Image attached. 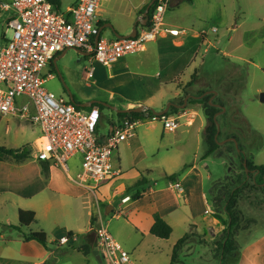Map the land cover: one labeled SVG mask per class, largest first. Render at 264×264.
Here are the masks:
<instances>
[{
    "label": "rangeland",
    "instance_id": "rangeland-1",
    "mask_svg": "<svg viewBox=\"0 0 264 264\" xmlns=\"http://www.w3.org/2000/svg\"><path fill=\"white\" fill-rule=\"evenodd\" d=\"M76 1L61 0V10ZM139 1L108 0L102 5L99 19L126 33L137 22L139 10L135 6ZM194 2L195 6L182 5L180 9L170 6L165 16L167 20L171 13L177 16V21L195 24L205 30L208 37L197 57L195 80L190 84L193 77L190 70L172 79L174 85L161 83L159 74L164 77L176 68L174 56L178 49L175 47L167 51L168 56L164 59L158 55L147 56L145 51L128 54L116 62L114 68L96 61L93 64L95 75L90 79L86 69L92 63L76 49H68L58 58L54 68L48 66L53 77L43 86L58 97L69 100L66 85L79 102L97 99L127 108L130 101L145 100L158 111L174 102L185 105L172 114L181 115V126L169 131L163 129L160 122L144 120L139 123L135 136L119 146L123 174L101 184L95 190L96 194L69 181L63 167L54 164L51 177L38 173L36 168L21 178L14 167L12 173L6 171L0 175V264H88L87 259L90 264H101L93 253L86 256L60 242L68 231L85 233L92 217L96 225L102 218L109 233L130 251L136 264H170L165 251L154 252L158 246L165 249L166 244L159 243L157 239L160 237L146 230V210L139 206V211L135 212L140 203L135 202L127 188L136 182L144 168H149L152 172L149 177L161 185L166 180L161 172H179V166L184 163H198L207 201L196 193L192 202L194 217L187 212L185 223L174 229L173 239L179 240L188 234L177 264H258L246 250L254 239L264 234L262 192L247 187L239 194L241 228L236 234L238 250L234 253L223 252L219 244L223 230H212L208 219L219 218L223 226L229 221L225 202L230 192L242 184L241 152L255 164H264V102L260 100V94L264 93V0ZM10 14L0 9V42L4 41ZM213 27L217 30L213 31ZM102 35L112 37L114 34L110 27H106ZM6 36L9 38L11 33ZM210 89L217 92L212 101L224 106L225 111L220 110L218 114L220 147L204 158L207 147L203 132L207 120L203 107L200 103H190L191 96L184 103L188 95H200L201 91ZM116 113L111 108L104 109L103 131L109 129V120L118 117ZM184 121L194 125H182ZM198 126L202 127L201 132L197 131ZM40 135V128L27 120L0 114V145L10 148L30 145L31 158L36 159L38 140L35 138ZM229 137H235L238 143L227 141ZM115 163L119 165L117 159ZM67 164L76 177L81 169V155ZM26 165V168L31 167L28 161ZM26 168L23 166L21 172ZM33 190L39 191L34 197L30 193ZM108 206L112 207L106 213ZM20 208L34 210L36 220L28 226L21 225ZM41 230L47 233V245L25 240V234ZM53 239L58 240L51 241ZM133 245H139L138 251ZM103 262L109 264L105 259Z\"/></svg>",
    "mask_w": 264,
    "mask_h": 264
},
{
    "label": "built area",
    "instance_id": "built-area-1",
    "mask_svg": "<svg viewBox=\"0 0 264 264\" xmlns=\"http://www.w3.org/2000/svg\"><path fill=\"white\" fill-rule=\"evenodd\" d=\"M106 1L77 0L65 10L51 0L0 3L1 10L11 13L4 41L0 42V114L38 126L41 135L35 158L63 167L73 182L94 194L101 184L121 175V168L114 166L115 156L119 146L134 137L139 123L160 122L164 129L175 131L181 118L146 110L139 118L111 119L109 129L103 131L98 105L81 107L44 88V83L53 77L48 66L68 49H76L89 58L92 65L86 69V75L90 79L96 71L94 62L112 67L122 57L144 51L148 43L160 37L181 33L170 28L165 20L172 0H155L146 23H138L136 35L118 37L114 33L112 37H103L99 14ZM150 1L143 0V4ZM216 30L214 27L213 31ZM77 155H81V169L74 177L67 163ZM176 187L181 189L179 183ZM98 222L97 249L103 260L109 264H136L130 251L109 233L102 218ZM78 240L79 235L73 233L64 235L60 242L68 245Z\"/></svg>",
    "mask_w": 264,
    "mask_h": 264
},
{
    "label": "crops",
    "instance_id": "crops-1",
    "mask_svg": "<svg viewBox=\"0 0 264 264\" xmlns=\"http://www.w3.org/2000/svg\"><path fill=\"white\" fill-rule=\"evenodd\" d=\"M182 5H184V6L187 5L188 7H192V6H195L196 4H195L194 0H172L171 8L176 6V7H178V9H180ZM135 7L138 8V10H139L138 15H137V22L142 23L143 22L142 21L143 20L142 15L145 11V10L143 11V8L145 7V5L143 4V0H140L139 3ZM179 13H180V11H179ZM176 17L177 16H173L170 13V15H168V19L166 20V23L170 28L179 29L181 31V33L179 35L167 34L164 37H160L159 39L151 42V45L146 46V49L144 50L145 54L147 56L158 55L161 57V59H164V57L168 56L167 51L172 50L171 47H175L178 49L176 52V55L174 56V60H175L176 64L178 65V67L176 65V68L174 69V71L170 74H165L164 77H162V74L160 73V71L158 72V73H160L159 77L161 79V83L165 84V85H172V84L174 85V83L172 82V79H174L175 77H177L181 74L185 75V72L188 70H190V72H189L190 76L194 75L195 70L198 67L197 57L200 53V49L208 39V37L205 33V30L200 29L195 24L186 23V22H183L180 20L177 21ZM102 22H104V23L101 25V28H103V27L106 28L105 26L107 25V23L105 22V20ZM136 23H135V25H136ZM134 26H133V28H134ZM133 28H131L126 33H124L123 31H118L115 27H114V30H112V31H113V34L116 32L120 35H128L131 32H133ZM209 44H211V43H209ZM63 54L64 53H62L61 56ZM61 56H58L56 58V60H58V58H60ZM115 64H117V63H115ZM115 64L112 66V68H114ZM126 105H127L126 106L127 108H132V106L137 107L139 105H146L150 108H151V106H153L152 104H150L149 102H147L145 100L130 101ZM163 109L164 108L162 106L161 110H163ZM188 124H190V125H188ZM182 125L193 126L194 123L184 121V122H182ZM180 126H181V124H180ZM163 129H164V127H163ZM197 131L201 132L202 127L198 126ZM37 140H38V137L35 138V141H37ZM203 141H204V139H203ZM127 144L129 145V142ZM116 159L118 160V163H119L118 166H116V163H115ZM120 160H121L120 159V150L118 149V152H117L115 159H114V166L119 167L122 170V167L120 166ZM27 161L31 164V167L26 168L28 165L25 166V162H27ZM13 163L20 164V165L15 166V165H13ZM37 164H39V165H37ZM186 164L187 163H184V165H186ZM50 165L51 166H50L49 175L51 177V175L53 174L52 170L55 167H53L52 164H50ZM184 165L179 166L180 168L177 171L180 172L183 169ZM23 166L26 169L23 172H21L20 169H22ZM13 167H14V169H17L16 171H19L18 175H20L21 178L26 177L27 173H30V172L36 170V168H37L38 173L39 172L44 173L41 163H39V162L37 163V160L34 158L33 159L28 158V159H25L23 161H16L14 159L0 160V175L6 173V171H8L9 173H12ZM146 171H151V170L149 168H144L143 172L142 171L139 172L140 175H139V178L137 180H139L141 178L142 174ZM200 171L201 170L199 169L198 163L192 164L191 167H188L182 173L183 175L181 174L182 177H180L181 176L180 175L175 181H173V180L166 178V175H171L174 173L173 172L169 173V172L164 170L163 172H161V174L163 175V177L166 180L161 185L157 182V180L152 179L151 177H149V175H147V178L151 181L150 185H148L145 194L143 195V197L140 200L134 199L135 202L140 203L138 205L137 209L135 210V212L139 211V206H140V208H143L144 210H146V215L148 216L147 217L148 225H147L146 230H148V232H150L151 226L154 222L153 215L155 212H159L161 214V216L173 227V232L169 238L157 239L159 243H165L166 244L165 249H163L161 246H158L156 248V250H154V252H156V253H162L165 251L166 252V258L170 261V264H171L173 247L176 244V242L178 241V240L172 238L175 227L179 226L182 222L185 223L184 216L187 215V212L190 213L191 218L194 217V215L192 214V212H193L192 202L194 199H196V197H195L196 193H199L201 195V198H203V199H205V201H207V196H206L205 192L202 191L203 190V184H202V179H201L202 174ZM65 173H66L68 180L73 182L70 179L68 171L65 170ZM175 173H178V172H175ZM121 174H123V171ZM176 183H179L181 185V189L176 187ZM79 186L81 187V189L86 190V188L84 186H82V185H79ZM38 192L39 191H37V190L30 191V193L33 195V197L36 196L38 194ZM36 215H37V213H36ZM35 220H36V218H35ZM220 222L221 221L219 218L212 217V218L208 219V226L211 227L212 230L216 229L217 231H221V230H223V228L225 226L221 225ZM191 225H192V223H191ZM195 226H196V224L194 225V227ZM91 229H92V223L86 231H89ZM212 234L216 235V232H212ZM55 240H58V239H53L51 241H55ZM132 247H133V249H135V251H138L139 245H137V247L135 245H133ZM263 252H264V234L257 237L256 239H254L249 244V246H247V250H246V253L248 254V256L251 259L257 261L258 264H262V262L264 261V253ZM262 253H263V256H262ZM87 263L90 264L89 259H87Z\"/></svg>",
    "mask_w": 264,
    "mask_h": 264
},
{
    "label": "trees",
    "instance_id": "trees-1",
    "mask_svg": "<svg viewBox=\"0 0 264 264\" xmlns=\"http://www.w3.org/2000/svg\"><path fill=\"white\" fill-rule=\"evenodd\" d=\"M57 7L61 6V0H51ZM148 5V4H147ZM147 5L143 8V11L146 9ZM153 6L150 8V12L152 11ZM104 22L101 21L100 25ZM50 66L54 68V61L51 62ZM195 75V74H194ZM192 75L190 84L193 80H195V76ZM205 91H201L200 95ZM212 94H207L203 97V101L191 99L190 103L196 102L200 103L203 107L204 114L206 116L207 124L203 132L204 143L207 147L206 152L204 154V158L208 157L214 151H216L220 147V143L216 140L217 134V122L215 115L221 110L219 107L214 106L210 103V97ZM76 99V98H75ZM77 101V99H76ZM215 102V101H213ZM79 103V101H77ZM94 105H98L103 112L104 109H109L103 104L95 103ZM179 108L177 106L172 105L168 114H173L177 112ZM114 111V110H113ZM154 109H148L150 114H153ZM119 118H130L135 119L139 118L144 114V112H117L116 113ZM219 121V117H217ZM111 122V120H109ZM220 135V134H219ZM32 157V146L26 145L24 147L18 148H10L4 145H0V160H9L14 159L16 161H23L25 159ZM247 161V167H245L244 161ZM241 160V169L243 170L242 184L236 187L232 192H230L226 202H225V212L228 215L229 221L224 223L223 229V238L219 242L221 249L224 253H234L238 250V245L236 242V234L238 230L241 228V210L238 208L239 203V194L242 189L250 187L251 189L262 192L264 194V164H255L251 159H249L242 152L240 153ZM45 174L49 175L50 171V163L46 161L40 162ZM192 164L184 165L183 169L171 175H166V178L175 181L188 167H191ZM248 168V171L246 169ZM151 171H146L142 174L141 178L137 180L132 186L127 188V192L130 193L135 200H139L145 194L148 185H150V180L147 178V175H150ZM19 221L21 225H30L35 221L36 212L31 209H22L20 208L18 211ZM154 222L151 226L150 232L157 237L160 238H169L173 232V227L161 216L159 212H155ZM92 229L86 231L83 234L79 235V240L68 244V246L72 249H77L82 252L84 255L88 256L93 253L94 250L98 248V235L95 230V218L92 217ZM75 233L74 231H68L67 235H72ZM188 234L182 236L174 245L171 264H177L179 261V252L183 248V244L186 241ZM26 240H36L44 245H47L48 236L45 231H31L24 235ZM56 242V240L54 241Z\"/></svg>",
    "mask_w": 264,
    "mask_h": 264
},
{
    "label": "water",
    "instance_id": "water-1",
    "mask_svg": "<svg viewBox=\"0 0 264 264\" xmlns=\"http://www.w3.org/2000/svg\"><path fill=\"white\" fill-rule=\"evenodd\" d=\"M154 2H155V0H151V1L148 3V5H147V7H146V9H145V11H144V13H143V16H144V18H143V20H142V21H143V22H142L143 24L146 23L147 18H148V15H149V12H150V8H151V6L154 4ZM137 24H138V22H137L136 25L134 26V28H133V32H131L130 34H128V35H120V34H118V33L115 32V35H117L118 37H130V36H134V35H136V32H137V27H136ZM105 27H110L112 30H114V26H113L111 23H107V25H106ZM102 29H104V27H103ZM60 56H61V55H60ZM56 61H57V60L55 59V60H54V64L56 63ZM56 70H57L58 75L62 77V74H61V72L59 71V68H57ZM65 88H66V90H67V92H68V94H69V98H70V100H71L72 102H74L75 104L81 106V107H89V106H91V105L94 104V103H98V104H103V105H105L106 107H109V108H111L112 110H114V111H116V112H131V111H133V112H144V111L150 109V107H148V106H146V105H139V106H137V107H132V108H119L118 106H115L114 104H110V103H108V102H106V101H101V100H97V99H92V100H89V101H85V102H79V103H77V101H76L74 95L71 93V91L67 88L66 85H65ZM207 94H212V96H211V98H210V103H211L212 105H214V106L220 107V105H219L218 103L212 101V99L216 96L217 92L214 91V90H211V89L208 90V91H206V92H204V93L201 94V95H198V96H196V95H192V94H191V95H188V97H186V99H185V103H184V104H186V102L188 101V98H189L190 96H191L192 98L201 99V98H203L204 96H206ZM260 100H261L262 102H264V93H261V94H260ZM171 105L177 106L178 108H180V107L182 108L183 106H185V105H177V104L174 103V102H170V103L166 106V108H164L163 110H160V111L154 110L153 113H156V114H159V115L166 114V113L169 112V110H170V106H171ZM224 111H225V107L223 106V107H222V112H224ZM218 114H219V112L215 115L216 122H217V126H218L217 134H216V140H218V137H219V134H220V129H221L220 123H219V121H218V119H217ZM227 141H234L236 144L238 143V142H237V139H236L235 137H229V138H227ZM218 142H219V141H218ZM219 143H220V142H219ZM244 164H245V167H247V161H246V159H245V161H244ZM247 171H248V168H247ZM110 207H112V206H108V207H107V209H106V213L109 212ZM93 254L95 255L96 259H97L101 264H104V262H103V258H102V256H101V254H100V252H99L98 249L94 250V251H93Z\"/></svg>",
    "mask_w": 264,
    "mask_h": 264
},
{
    "label": "flooded vegetation",
    "instance_id": "flooded-vegetation-1",
    "mask_svg": "<svg viewBox=\"0 0 264 264\" xmlns=\"http://www.w3.org/2000/svg\"><path fill=\"white\" fill-rule=\"evenodd\" d=\"M196 96H198V95H196ZM193 99H195V100H198V101H200V100H202V101H203V98H201V99L193 98ZM216 103H218V102H216ZM218 104L220 105V107H219V108L222 110V107H223V106H222L220 103H218Z\"/></svg>",
    "mask_w": 264,
    "mask_h": 264
}]
</instances>
